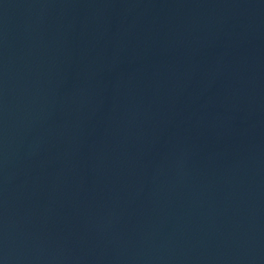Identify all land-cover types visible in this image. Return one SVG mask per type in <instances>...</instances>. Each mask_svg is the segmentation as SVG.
<instances>
[{
  "label": "water",
  "instance_id": "1",
  "mask_svg": "<svg viewBox=\"0 0 264 264\" xmlns=\"http://www.w3.org/2000/svg\"><path fill=\"white\" fill-rule=\"evenodd\" d=\"M0 264H264V0H0Z\"/></svg>",
  "mask_w": 264,
  "mask_h": 264
}]
</instances>
